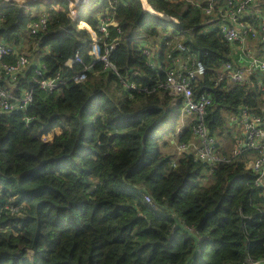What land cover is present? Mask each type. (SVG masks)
Wrapping results in <instances>:
<instances>
[{"label": "trees", "instance_id": "trees-1", "mask_svg": "<svg viewBox=\"0 0 264 264\" xmlns=\"http://www.w3.org/2000/svg\"><path fill=\"white\" fill-rule=\"evenodd\" d=\"M46 11L47 32L35 37L29 6L0 0V39L38 42L51 75L78 52L94 66L84 82L52 92L31 84L35 99L26 111H0V264H264V186L247 165L258 152L245 148L230 159L243 137L235 115L264 113L257 88L264 76L218 81L226 63L241 65L238 49L198 6L177 13L153 0H88L82 19L102 45L117 39L110 59L120 75L94 61L91 33L68 11ZM147 11L172 24L144 18ZM102 19L118 26L105 34ZM153 38L161 49L148 56ZM188 55L196 58L185 60L189 67L204 68L192 79L195 97L212 100L205 122L216 139L213 163L194 152L163 153L167 135L176 144L193 138L194 121L177 129L181 106L160 86L180 67L171 57ZM82 69L76 64L73 72Z\"/></svg>", "mask_w": 264, "mask_h": 264}, {"label": "built area", "instance_id": "built-area-1", "mask_svg": "<svg viewBox=\"0 0 264 264\" xmlns=\"http://www.w3.org/2000/svg\"><path fill=\"white\" fill-rule=\"evenodd\" d=\"M4 3H13V0H2ZM71 5L63 7L57 4L63 12L68 11V15L76 22L80 29L88 30L93 42L89 49V54L95 62H103L104 68L119 74L115 63L110 59V53L116 45V38L103 45L98 40L97 32L83 19L76 6L80 2L87 0H69ZM180 5L178 13H183L188 7H201L210 16L208 23L218 28L223 38L230 44L235 45L240 54L238 62L246 60V64L226 63L221 70L218 81L228 79L232 82H249L251 73H264V56L255 53L252 45L254 43H264V0H175ZM21 4V3H20ZM184 7V9L182 8ZM38 16V15H37ZM32 15L28 22L30 34L35 36L46 33L49 23V14L44 10L39 16ZM118 26L115 21L101 20L99 31L108 34V26ZM181 49L185 47L180 45ZM155 49L145 45L144 53L152 56ZM11 56V61L5 57ZM76 64L83 65V69L73 72ZM237 64V65H236ZM180 67L172 69L167 74L165 82L160 86L169 90L170 95L176 104L181 106L182 116H186L194 121L192 126L193 138L187 142L176 144L178 153H193L203 161L211 163L218 160L216 154V139L210 135L209 128L205 122L207 108L211 104V98L206 95L195 97L192 86V79L204 73V68L200 62L189 67L188 62L179 64ZM94 64L87 65L83 57L78 52L70 57L64 64L65 70L58 71L51 75L48 72L46 63L42 60L39 43L33 45H19L7 43L0 39V111L19 112L26 111L33 104L35 99V88L38 87L46 91H54L70 82L82 83L87 79L88 72ZM264 76V75H262ZM128 88H136L134 82L128 83L122 80ZM251 83V82H250ZM257 88L262 91L264 98V82L259 81ZM29 120V117L27 118ZM243 133L234 148L230 159L239 155L243 149L247 148L258 152V156L247 162L248 167L256 173V183L264 186V113L257 114L252 108H243L233 119ZM55 131H60L57 128ZM50 139L53 137V133ZM45 136L43 138L45 139ZM47 140V139H45ZM52 140V139H51ZM49 141V140H47ZM229 159V160H230ZM146 200L153 203L150 196Z\"/></svg>", "mask_w": 264, "mask_h": 264}, {"label": "rangeland", "instance_id": "rangeland-1", "mask_svg": "<svg viewBox=\"0 0 264 264\" xmlns=\"http://www.w3.org/2000/svg\"><path fill=\"white\" fill-rule=\"evenodd\" d=\"M14 1V0H13ZM30 1H33V0H15L14 2L15 3H21V4H24V3H27V2H30ZM62 0H60V2H61ZM66 1V8H68L70 5H71V2L69 1V0H65ZM88 1V0H87ZM87 1L86 2H80V4L79 5H77L76 6V9H78V7L81 9L80 10V12L82 11V7H84L85 6V4L87 3ZM57 2H58V0H57ZM36 4H37V6L36 5H27V6H29V9L32 11V13H34V11H37L36 9H41V12H43L44 10H46V8H48V7H51V8H55V9H59V8H57L56 6H53L52 4H50V3H48V2H45V1H43V0H37L36 2H35ZM59 3V2H58ZM154 3H155V5L159 8V9H170V10H173V11H175V12H177L178 13V11H179V6H178V4H177V1H175V0H155L154 1ZM39 4V5H38ZM60 5H62L63 7H65L63 4H61V3H59ZM35 6V7H34ZM40 11V10H39ZM148 12V11H147ZM147 12H144L145 14H143L144 16L145 15H147V17L148 16H150V15H148L147 14ZM40 13V12H39ZM152 15V14H151ZM153 16V15H152ZM146 17V16H145ZM144 17V18H145ZM186 122V116H182L181 117V123H180V125L178 126V128L180 129V128H182V126H183V124ZM239 129V128H238ZM53 133V132H52ZM52 136V134L51 135H46L45 136V139H47V140H51L50 139V137ZM53 136H54V133H53ZM167 142V144L168 145H166V146H164V149H163V153H175L176 154V156L178 155L179 156V153H178V151H177V148H176V138H174L173 136H172V134L170 135H167L166 137H165V140H162V142H161V144L163 145V142ZM31 259H32V256L30 257Z\"/></svg>", "mask_w": 264, "mask_h": 264}, {"label": "crops", "instance_id": "crops-1", "mask_svg": "<svg viewBox=\"0 0 264 264\" xmlns=\"http://www.w3.org/2000/svg\"><path fill=\"white\" fill-rule=\"evenodd\" d=\"M102 2H105L106 0H101ZM108 1V0H107ZM153 1H155V0H153ZM36 6H37V4H36ZM35 7V6H34ZM79 8V7H78ZM182 8L184 9V7L182 6ZM38 12H40V13H38V14H41L42 12H41V9H36ZM40 10V11H39ZM60 10V9H59ZM80 8L78 9V11H79V13H80V18L82 19L83 18V16H82V13H83V11H84V7H82V11L80 12ZM35 12V11H34ZM186 11H183V13H185ZM143 14H145V13H143ZM147 14L148 15H150L151 17H154V16H152L153 15V13L151 12V11H148L147 12ZM152 14V15H151ZM32 15H36V13H32L31 14V16ZM144 16V15H143ZM146 17H147V15H145ZM144 16V17H145ZM177 19H178V21H179V23L178 24H174V25H176V26H183L184 24H183V21H181L180 20V18H178L177 16H175ZM154 18H156V19H159V18H157V17H154ZM84 20V19H83ZM159 20H161V21H163V23H171V22H169V21H164V20H162V19H159ZM172 24V23H171ZM138 34H139V32L136 34V36H135V38H137L138 37ZM149 46H151V47H153L154 49H155V51L156 52H160V49H161V46H160V40H159V38H153L152 40H151V42L149 43ZM252 48L254 49V51H255V53L256 54H258V55H260V56H264V43H260V44H257V43H254L253 45H252ZM239 56H240V54L237 52V57L239 58ZM185 60H187V61H191V60H196V58H194V56H192V55H188L185 59H183V58H181L180 56H178V57H176L175 56V58H172L171 57V59H170V62L172 63H175L176 65H179L180 63H183ZM237 61H238V59H237ZM241 64H246V60H244V61H241L240 62ZM262 76V75H261ZM182 117V116H181ZM187 119H188V117H186V121H187ZM180 123H181V119H180ZM180 123H179V125H180ZM178 125V126H179ZM184 125V124H183ZM239 127V126H238ZM177 129H179V128H177Z\"/></svg>", "mask_w": 264, "mask_h": 264}, {"label": "water", "instance_id": "water-1", "mask_svg": "<svg viewBox=\"0 0 264 264\" xmlns=\"http://www.w3.org/2000/svg\"><path fill=\"white\" fill-rule=\"evenodd\" d=\"M35 2H36V1H35ZM35 2L24 3V4H21V5H26V6H27V5H31V4H32V5H36ZM259 74H260V75H264L263 72H259Z\"/></svg>", "mask_w": 264, "mask_h": 264}]
</instances>
